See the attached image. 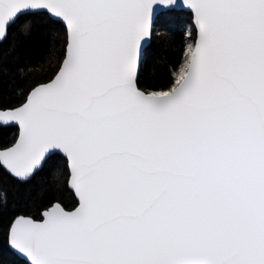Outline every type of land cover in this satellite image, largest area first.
I'll return each instance as SVG.
<instances>
[{"label": "snow or ice", "instance_id": "snow-or-ice-1", "mask_svg": "<svg viewBox=\"0 0 264 264\" xmlns=\"http://www.w3.org/2000/svg\"><path fill=\"white\" fill-rule=\"evenodd\" d=\"M183 16L178 71L142 86L157 25ZM37 33L43 59L59 45L46 81L21 54ZM5 76L0 169L28 197L62 178L77 204L14 217L0 264H264V0H0Z\"/></svg>", "mask_w": 264, "mask_h": 264}, {"label": "trees", "instance_id": "trees-1", "mask_svg": "<svg viewBox=\"0 0 264 264\" xmlns=\"http://www.w3.org/2000/svg\"><path fill=\"white\" fill-rule=\"evenodd\" d=\"M175 19V17L163 18L157 25L158 30L168 34L153 36L150 48L145 55V70L149 73V76L142 78V86H146L147 84L155 85L161 80L170 81L172 72L178 71L179 65L183 62V50L186 42L192 40L194 43L192 37H186L184 35V31L187 29L194 30V26L190 22L191 17H180V20L186 24V28L180 31L175 30L173 23ZM43 46L41 35L37 33L21 49L22 58L30 56L33 63L39 60L43 64V67H39L31 73V77L34 80L46 81L54 72L56 59L59 56V45H57L52 57L50 59H43L41 53ZM0 88H2L3 93L0 96V107L18 105L17 90L9 87L7 76L3 78V84L0 85ZM17 135V127L0 126V147L13 143ZM0 188L7 193L8 198V207L3 215L0 216V251L6 248L5 233L10 221L14 217L24 215L40 220L42 212L56 202L62 204L67 210H71L77 204L75 195L63 182L62 178L60 181L53 182L50 178L45 177L43 173L33 179L31 184L33 192L30 197L18 195L16 182L2 169H0ZM12 264H19V258H12Z\"/></svg>", "mask_w": 264, "mask_h": 264}, {"label": "water", "instance_id": "water-1", "mask_svg": "<svg viewBox=\"0 0 264 264\" xmlns=\"http://www.w3.org/2000/svg\"><path fill=\"white\" fill-rule=\"evenodd\" d=\"M151 42H152V40H151ZM0 126H2V127H8V126H12V125H8V126L0 125ZM15 127H16V126H15ZM17 128H18V127H17ZM69 189H70V190L73 192V194H74V191H73L70 187H69ZM74 195H75V194H74ZM76 200H77V199H76ZM56 203H58V202H56ZM56 203H54V204H56ZM54 204H53V205H54ZM59 204H60V203H59ZM61 206H63V205L61 204ZM63 207H64V206H63ZM66 210H67V209H66ZM44 211H45V210H44ZM44 211H43V212H44ZM43 212H42V213H43ZM20 216H24V215H20ZM25 217H29V216H25ZM31 218H32V217H31ZM42 218H43V217H41V219H42ZM32 219H34V218H32ZM41 219H40V220H41ZM34 220H36V219H34ZM37 221H39V220H37Z\"/></svg>", "mask_w": 264, "mask_h": 264}, {"label": "rangeland", "instance_id": "rangeland-1", "mask_svg": "<svg viewBox=\"0 0 264 264\" xmlns=\"http://www.w3.org/2000/svg\"><path fill=\"white\" fill-rule=\"evenodd\" d=\"M188 42H193L192 40H188Z\"/></svg>", "mask_w": 264, "mask_h": 264}]
</instances>
